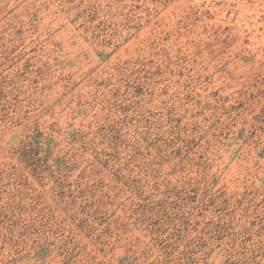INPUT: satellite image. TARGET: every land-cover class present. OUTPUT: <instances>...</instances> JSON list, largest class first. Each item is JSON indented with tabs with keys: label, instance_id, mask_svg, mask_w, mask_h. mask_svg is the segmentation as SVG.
Returning <instances> with one entry per match:
<instances>
[{
	"label": "rangeland",
	"instance_id": "374dc122",
	"mask_svg": "<svg viewBox=\"0 0 264 264\" xmlns=\"http://www.w3.org/2000/svg\"><path fill=\"white\" fill-rule=\"evenodd\" d=\"M0 264H264V0H0Z\"/></svg>",
	"mask_w": 264,
	"mask_h": 264
}]
</instances>
